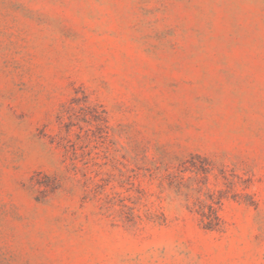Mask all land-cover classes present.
I'll return each mask as SVG.
<instances>
[{
	"label": "rangeland",
	"instance_id": "374dc122",
	"mask_svg": "<svg viewBox=\"0 0 264 264\" xmlns=\"http://www.w3.org/2000/svg\"><path fill=\"white\" fill-rule=\"evenodd\" d=\"M0 264H264V0H0Z\"/></svg>",
	"mask_w": 264,
	"mask_h": 264
},
{
	"label": "trees",
	"instance_id": "16d2710c",
	"mask_svg": "<svg viewBox=\"0 0 264 264\" xmlns=\"http://www.w3.org/2000/svg\"><path fill=\"white\" fill-rule=\"evenodd\" d=\"M209 214H204L203 216H205L206 221H205V228L208 229H213L218 225V222L220 221L218 215L216 214L214 208H212L211 206H209Z\"/></svg>",
	"mask_w": 264,
	"mask_h": 264
}]
</instances>
